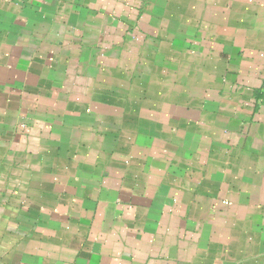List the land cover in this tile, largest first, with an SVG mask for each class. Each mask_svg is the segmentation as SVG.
I'll return each instance as SVG.
<instances>
[{
	"label": "crops",
	"instance_id": "0c3cea01",
	"mask_svg": "<svg viewBox=\"0 0 264 264\" xmlns=\"http://www.w3.org/2000/svg\"><path fill=\"white\" fill-rule=\"evenodd\" d=\"M0 264H264V0H0Z\"/></svg>",
	"mask_w": 264,
	"mask_h": 264
}]
</instances>
